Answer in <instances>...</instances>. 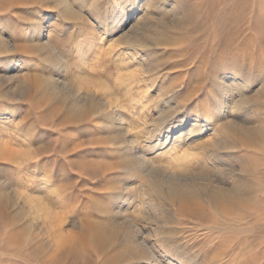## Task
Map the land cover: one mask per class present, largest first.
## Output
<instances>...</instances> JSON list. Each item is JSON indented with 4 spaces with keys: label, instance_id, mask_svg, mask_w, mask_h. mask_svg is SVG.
Instances as JSON below:
<instances>
[{
    "label": "rangeland",
    "instance_id": "obj_1",
    "mask_svg": "<svg viewBox=\"0 0 264 264\" xmlns=\"http://www.w3.org/2000/svg\"><path fill=\"white\" fill-rule=\"evenodd\" d=\"M18 66L36 79L27 101L0 82V264H264V0H0V76Z\"/></svg>",
    "mask_w": 264,
    "mask_h": 264
},
{
    "label": "bare ground",
    "instance_id": "obj_2",
    "mask_svg": "<svg viewBox=\"0 0 264 264\" xmlns=\"http://www.w3.org/2000/svg\"><path fill=\"white\" fill-rule=\"evenodd\" d=\"M53 3H55V5H59V4H61V2H62V0H51ZM147 1V0H146ZM151 1V0H150ZM119 8H120V6H118ZM122 9V8H121ZM123 16H122V14H121V16H118L117 18H110L109 20L110 21H108L107 22V25H106V27L108 26L109 28H110V30H114V29H116V28H118V27H120V25H121V23L122 22H125V19L124 18H122ZM34 26V25H33ZM139 28V27H138ZM138 28H136V29H138ZM145 28V27H144ZM140 29V28H139ZM163 29V28H162ZM161 28H158V29H156V32H155V37H154V39H156V40H158V41H160V40H164V35L165 34H163V30H162ZM134 31V30H133ZM44 32H46L44 29H43V34H44ZM143 35V34H142ZM28 36H29V39H26V40H28L29 42H28V47H30L32 50H35V51H42L44 48H45V44L46 43H44V42H42L41 41V39H42V37H36V33H33V32H29V34H28ZM130 36H128V38H129ZM132 38V37H131ZM149 38V37H148ZM144 39V38H143ZM142 39V40H143ZM166 39V38H165ZM136 39L134 38V41H135ZM145 40H146V37H145ZM153 41V40H152ZM47 42V41H46ZM3 43V42H2ZM148 43V42H147ZM156 44V43H155ZM2 45V44H1ZM9 47V46H8ZM6 49V48H5ZM9 49V48H8ZM7 50V49H6ZM84 54V53H83ZM82 54V55H83ZM87 54V53H86ZM81 57V56H80ZM83 57V56H82ZM88 57V56H87ZM89 59V58H88ZM82 62L83 63H85V62H87V59H86V57L84 56L83 58H82ZM86 64V63H85ZM84 65V64H83ZM19 67V68H18ZM18 67H14V70H13V72L14 73H12V74H10V75H8V76H0V82H1V84H2V82H4V83H6L7 84V88H8V86H9V89L8 90H10L11 91V93H12V96L14 97V98H16V99H21V100H24V101H27V99H30L31 98V96H33L32 95V92H31V89H32V85H33V80L34 79H36V77L33 79V76H31V75H29V74H21V68H20V66H18ZM28 70V69H27ZM32 77V78H31ZM35 83V82H34ZM58 83V82H57ZM63 85H62V87L60 86V84L58 85V84H54V83H52V84H50V88H51V91L53 92V93H55V94H59L60 93V91H64V90H66L67 88V84L66 83H62ZM48 86V85H47ZM47 88H49V86L47 87ZM72 89V88H71ZM71 89H69L68 88V90L66 91V95L68 96V98L69 97H71V96H77V97H79V98H83V99H79V100H83L84 101V103H82V105H80V106H75V109L72 111V115H74V117L76 116V117H79L80 115H81V117H82V114L85 112V110L86 109H88L89 108V103H88V101H89V99L90 98H92L91 96L93 95V91L90 89V88H88V89H81V86L80 87H78V88H74L75 90L73 91V90H71ZM73 93L72 95L70 94V93ZM95 92V91H94ZM61 93H63V92H61ZM231 96V99L229 98ZM61 97V96H60ZM64 97V96H63ZM62 97V98H63ZM77 99V98H76ZM65 100V99H64ZM91 100V99H90ZM232 100V94L229 92H226V94H224L221 98H219V101L215 104V110H217V111H221L223 108H225V110H224V115H226L227 117H230L229 119H228V121L227 122H225L224 124H223V128L224 129H236V126H235V122H234V118L231 116L233 113L235 114V112L237 111V108H238V104L235 102H232L231 101ZM78 101V100H77ZM82 102V101H81ZM238 102V101H237ZM241 102V101H240ZM242 106V105H241ZM81 107V108H80ZM93 109V108H92ZM92 109H90V110H92ZM93 111V110H92ZM223 112V111H222ZM85 115V114H84ZM88 115V114H87ZM235 117V116H234ZM80 118V117H79ZM206 118V117H205ZM207 119V118H206ZM198 119H197V116L195 117V119H193L192 120V122H191V124L189 125V129L187 130V131H184V133H183V131H182V129L180 130V131H178V129L176 130V127H174L172 130H174L175 132V134L177 133L178 135L175 137V139L177 140V141H179L180 139H182V138H184V134L187 132V133H199V132H201L202 130H204L207 126H204V124H202L201 122L199 123L198 121H197ZM183 125H187L188 126V123H186V121H185V123L183 124ZM208 125V124H207ZM212 127V126H211ZM241 127V126H240ZM239 127V128H240ZM243 127V126H242ZM213 132H217V129L216 128H212L211 129ZM238 130H240V132H241V134H244V136L246 135V136H248V137H250L251 139H255V138H257V135H258V133H257V131L255 130V129H244V128H242V129H238ZM216 136V135H215ZM212 140L213 139H211V142H212ZM220 141H221V139H219ZM214 142H216V143H218L217 142V139H215L214 138ZM214 142H212L213 144H214ZM212 143H210V142H207V143H204V144H208V145H212ZM215 145V144H214ZM3 148V152L4 153H11L12 152V150L11 149H9L7 146H5V147H2ZM205 148V147H204ZM17 152V151H16ZM144 158V157H143ZM132 164H133V167H132V171H133V176L132 177H134V179H135V177H138L139 176V174L141 173V172H143V171H146V166L148 165V162L146 161V160H142V157H136V158H134L133 160H132V162H131ZM137 163H141V165L140 166H138V164ZM177 172V171H176ZM168 173V172H167ZM171 173H173V172H171ZM175 173V172H174ZM173 173V174H174ZM180 173V172H179ZM176 174V173H175ZM148 175V174H147ZM152 175V174H151ZM182 175V174H181ZM147 177V176H146ZM152 178V177H151ZM172 179H178L177 177L176 178H173V176L172 175H169L168 174V176H167V180L165 181V184H166V188L169 190V193L170 194H178V195H181L182 193H184V190L180 187V184L181 183H179L178 184V182L176 183V182H172V181H174V180H172ZM148 182H150V184L154 187L157 183L156 182H153V179H151V181H150V179L148 180ZM122 183H123V185H124V187H123V193H122V198L124 199L125 197H126V194H127V185L122 181ZM121 183V184H122ZM149 184V185H150ZM122 185V186H123ZM181 185H183V184H181ZM183 190V191H182ZM157 191V190H156ZM186 192V191H185ZM229 192V191H228ZM213 195H215L214 197H215V199L216 198H226V199H229V200H231L234 196L232 195V194H224V193H222V190L220 191V190H216V191H214L213 192ZM12 196H13V194H12ZM238 196V195H237ZM3 197V196H2ZM235 197H236V195H235ZM5 198H6V196H5ZM4 198V199H5ZM38 200V199H37ZM1 201V200H0ZM232 201V200H231ZM11 202V201H10ZM7 203V202H6ZM44 203V202H43ZM8 204V203H7ZM12 204V203H11ZM1 205V204H0ZM38 205V204H37ZM45 205V204H44ZM4 206V205H3ZM10 206V205H9ZM28 207H30V208H34V210H33V212L34 211H36V212H38L39 210L41 211V212H44L45 211V213L44 214H46L47 216L49 215L50 216V213H51V211H49L48 209L46 210L45 208H44V206L42 205L41 207H40V205L39 206H37V207H35V206H31V204H28ZM1 208V207H0ZM3 211V210H2ZM52 215V214H51ZM44 226V225H43ZM46 227V226H45Z\"/></svg>",
    "mask_w": 264,
    "mask_h": 264
}]
</instances>
